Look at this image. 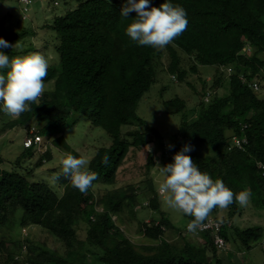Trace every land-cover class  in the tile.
Segmentation results:
<instances>
[{
    "label": "trees",
    "instance_id": "obj_1",
    "mask_svg": "<svg viewBox=\"0 0 264 264\" xmlns=\"http://www.w3.org/2000/svg\"><path fill=\"white\" fill-rule=\"evenodd\" d=\"M9 1L0 0V8L10 6ZM84 1L81 0L75 11L67 12V16L79 28V20L82 18L84 22L87 17L96 19L100 28L93 36L89 31L82 34L84 41L76 48H51L56 59L51 57L47 61L49 67L44 84L51 82L52 88L45 89L38 101L29 105L32 110L22 113L17 121H9L7 125L22 126L34 121L39 133L50 137L70 127L76 118H86L102 129L111 143L109 147L97 149L88 163L87 169L97 173L98 179L93 181L86 194L72 188L63 177L52 187L43 181H30L32 175L19 173L16 169L6 171L0 168V229L12 232L16 225L20 229L37 226L59 240L65 248L63 254L45 247L27 248L29 241L26 239V244L21 241L16 250L14 242L1 238L0 264H225L217 256L210 233L200 236L202 245L187 241L181 232L179 242H176L178 239L166 241L164 232L175 225L165 217V212L160 211L155 183L150 177L156 163L150 154L146 156L145 180L148 189L145 192L134 185L114 188L115 178L131 149L141 150L153 144L162 151L160 163L166 165L173 162L172 157L183 146L191 145L193 150L185 155L192 158L202 173L209 174L213 181L222 180L234 194L249 189L251 204L257 203L259 206L253 205L256 209L264 206L262 179L257 167L259 162L264 164V99L256 98L239 80V74L247 79L260 72L264 74V0H167L185 9L188 25H192L191 32L196 37L191 46L202 62L226 64L235 59L237 63V75L228 86L227 103L200 109L199 117L190 123L181 120L168 157L164 156L167 151L160 131L137 113L138 102L150 91L154 80L147 75L146 86L140 88L115 80L106 84L100 72L102 62L115 55L112 46L117 38L121 42L119 49L133 56L132 46L124 40L127 22L120 16L121 0ZM164 2L150 0L151 6L157 8ZM135 17L136 13L130 16L128 25ZM20 31L16 32L9 24L5 28L0 19V38L10 45L8 48L0 47V52L10 59L19 55L15 48L16 44H21L19 39L31 33ZM186 36L187 33L181 44L187 51L189 49L184 47ZM247 44L251 46V52L247 56L242 55L240 51ZM42 45L46 50L48 44ZM34 46V43L28 44L25 53H35L30 49ZM210 48L213 51L209 53L207 49L212 50ZM135 51L137 53L138 48L135 47ZM145 53L142 51L140 55ZM150 56L155 57L156 53L152 50ZM176 62H179L178 57ZM7 71L0 70V74ZM166 108H177V103L173 102ZM3 114L0 111V118ZM243 125L246 128L242 130ZM130 127L133 129H128ZM124 128L128 130L123 131ZM227 133L246 135L249 143L245 150L224 151L229 136ZM54 143L63 146L61 140ZM49 150L36 162L35 168L40 167L44 157L50 161ZM31 151L34 149H28L17 157L21 165L24 163L22 160L31 158ZM105 155L109 158L106 165L102 163ZM74 156L77 154L74 153ZM2 163L0 157V165ZM60 184L62 191L58 188ZM95 184L103 185L105 191L96 196L93 192ZM256 190L261 197L257 196ZM95 200L102 208L101 212L96 210ZM145 200L148 201V208L159 212V220L158 223L152 220L150 225L144 223L143 235L150 242L158 243L139 246L122 233L113 216L119 223H123L127 215L135 217L134 210L144 205ZM239 206L234 200L228 207L240 210ZM80 224L86 225L84 239L77 234ZM221 235L228 242L233 234L226 228L222 229ZM261 237L256 229L239 234L242 247L246 250H250L252 242ZM22 246H26V252L21 253ZM208 248L211 250L209 253Z\"/></svg>",
    "mask_w": 264,
    "mask_h": 264
},
{
    "label": "clouds",
    "instance_id": "obj_2",
    "mask_svg": "<svg viewBox=\"0 0 264 264\" xmlns=\"http://www.w3.org/2000/svg\"><path fill=\"white\" fill-rule=\"evenodd\" d=\"M35 1H45L47 4L46 11L52 13L60 8L61 5L59 6V4L62 3L61 0ZM67 1L68 0L63 1V6L66 7V10L61 14L52 15V13H48L51 15L37 17L29 14V7L33 4V0H11L10 8L12 7V10L16 8L15 10L18 13L15 24H21L22 26H20L21 28L19 27L16 32H21L20 30L23 32L30 31L31 33L22 38L25 39L26 37H30L34 41V44H36V42L48 44L50 45V49L56 48L58 50L60 47L76 48L80 46L85 38H82V34H86L89 31L90 35L93 36L100 28V25L96 19L90 20L87 17L84 22L81 18V20H79L81 28L77 27L75 22H71V18L67 16V12L70 13L75 11L79 7L81 0H73L75 7H68ZM13 2H15L17 6L12 4ZM84 2L86 3L87 0ZM119 11L120 16L127 22V27L124 29V40L132 46L133 56L119 49L118 46L121 42L117 38L115 45L112 46L115 48V55L102 62L100 72L106 84L109 80H115L140 88L146 86V76L149 75L150 80H154L150 85L151 91V88L157 84V82H160L157 86L156 95L159 100V105L163 107L162 113L173 114L177 118L176 122L178 123L175 136L171 141L167 140V138L162 135L166 147L165 151H167L164 156L168 157L169 148L172 147L170 144L177 136L181 120L190 123L199 117L200 109H209L227 103L228 86L237 75L236 60L233 59L226 64L202 62L198 53L193 51L191 46L196 40L194 33L191 32L192 25H188L187 13L185 9L179 5H174L165 0V2L157 8L151 6L150 0H121ZM134 13H136V17L132 19V22L128 25L130 16ZM27 21L28 24L25 23ZM71 24L75 28L70 26ZM78 29H81V31ZM186 33L187 36L184 47L189 49L187 51L181 44ZM186 43H188V47H186ZM0 47L8 48L10 45L7 41L0 38ZM135 47L138 48L137 53ZM251 49V46L247 44L240 53H244L247 56L251 52ZM31 50L33 51L34 49ZM152 50L156 53L155 57L150 56ZM142 51L146 53L140 55ZM207 51L210 53L213 49H207ZM23 53L26 55L25 57L10 59L9 56L0 52V70L8 69L6 74H0V111L14 117H19L22 113L32 110L29 105L37 102L38 98L43 94L45 88L44 80L48 74L49 67L47 60L41 54H30L29 52L25 53V51H23ZM53 55L55 56L54 53ZM176 57L179 58L178 63L176 62ZM242 70L243 73H245V65H243ZM259 75H262V72H260ZM160 76H165L170 82L169 84L175 87V90L171 92L170 87L163 84V80ZM256 77H258V74L250 79L239 74L241 84L246 86L256 98L262 100L264 98H259L256 95L261 87ZM150 91L142 96L141 100L138 102V106L142 100H149ZM168 93L170 96L164 99L163 96ZM184 93L188 94L189 97L181 98V95ZM190 100L194 101L195 106L187 109V102ZM173 102L177 103V108L167 109L166 107ZM162 103H164V105ZM156 122L155 117L154 123ZM148 123L151 124V122ZM154 123L151 125H154ZM245 128L246 125L241 127L242 130ZM68 129L67 127L65 130ZM157 129L160 131L159 128ZM65 130L56 133L57 137L53 138V142L61 140V136L64 134ZM169 132L170 129L166 131L167 134ZM227 134L229 135V133ZM34 135L40 136L39 143H34L30 147H25L24 141L26 138L33 137ZM52 135L50 137H52ZM50 137L41 135L39 131L36 132L35 127H32L28 130L27 136L23 140L24 147L22 148L25 149V151L34 149V151L37 150L38 152L46 149L47 152V144L51 139ZM248 143L246 135L243 134L240 136L230 134L223 150L226 152L244 151ZM149 145L146 146V151L155 160L156 164L154 167L158 170L160 176L163 177L162 181L159 183V193L156 192L157 195L162 197H160V199H163L164 204L169 209L182 214V216L185 215L193 218L188 219L183 228H185L188 233L195 234L194 236L196 238H200L202 234L210 233L212 243L213 235L211 231L197 232V229L202 227L207 219L213 218L221 222L220 235L222 229L228 228L231 232L233 223L226 220L223 222L220 218L215 216L212 210L215 208L226 209L235 200V202L242 207L240 210L233 209L238 214L246 209L244 207L251 204V191L245 189L234 194L233 191L225 186L222 180L216 179L213 181L209 174L202 173L194 164L192 158L189 155H185V153L193 150L191 145L183 146L181 150L172 157L173 162L166 165L162 163L164 166L159 165L162 160L161 158H163L162 151L157 149L153 144ZM66 148L69 149L70 147L67 146ZM45 153L38 154L42 156ZM42 160L44 161L43 158ZM108 161L109 158L105 155L102 159V163L106 165ZM87 164L88 161L82 157L76 158L71 154L62 156L60 159V172L53 174L49 180L51 183L56 184L61 177H63L72 188L79 190L82 194H86L88 189L92 186L93 181L98 179V174L89 171L86 167ZM257 167L262 179L261 195L264 196V164L259 162L257 163ZM160 199L159 202L161 204ZM145 201L144 205L147 206L148 201ZM94 205L97 211H102L100 206L96 203H94ZM210 213H212V215H210ZM29 227L31 226L21 228V235L26 236ZM162 228L165 227L162 226ZM224 240L227 247L228 242L225 238ZM213 246L216 248L214 243ZM228 248H225V250L216 249L221 252H226ZM26 250V246L21 247V253L26 252Z\"/></svg>",
    "mask_w": 264,
    "mask_h": 264
},
{
    "label": "rangeland",
    "instance_id": "obj_3",
    "mask_svg": "<svg viewBox=\"0 0 264 264\" xmlns=\"http://www.w3.org/2000/svg\"><path fill=\"white\" fill-rule=\"evenodd\" d=\"M11 1V0H10ZM9 1V3H10ZM63 1L61 0L60 8L54 11V13L50 11H46L47 4L45 1L38 2L33 0V4L29 7V14L34 15L37 17H41L43 15L50 16L53 14H61L66 10V7L63 6ZM66 3H68V7H75V4L73 3V0H68ZM12 4L16 5L15 2ZM12 10L10 6H2L0 8V16L3 14V16L0 17L3 21V25L5 28H7V25L12 26L13 30H18L21 24H15L18 13L15 10ZM11 16V18H10ZM28 24V21L25 22ZM33 25V24H32ZM11 29V28H10ZM19 42L21 44H16L15 48L17 47L19 55H16L15 57H25L26 55L23 53L25 51V47H28V44L33 43L34 41L30 37H26L25 39L20 38ZM24 44L25 46H22ZM39 44V45H37ZM46 47V46H45ZM33 51H36L35 53L41 54L47 61L51 59V57L55 58V56L52 54V51L50 49V45L46 47V50H43V45L39 42H36ZM17 53V54H18ZM28 56V54H27ZM57 62V61H56ZM160 78L163 80V84L168 85L171 89V92L175 90V87L167 80L165 76H160ZM257 80L260 82V90L256 93L257 97L264 98V78L263 73L262 75H258L256 77ZM160 82H157L150 91L149 100L144 101L142 100L139 103L137 113L147 120L148 122L154 123V118L156 117V123L154 125L160 129V133L167 138V140L171 141L176 133V127H177V118L173 114H166L163 112V107L159 105V100L156 95L157 86ZM52 88V83H46L45 89L50 90ZM185 95V96H182ZM181 98L189 97L188 94H182ZM170 95L165 94L163 97L164 99L168 98ZM40 98V97H39ZM195 106V103L193 100H190L187 102V109L192 108ZM84 118V117H83ZM86 119V118H85ZM82 118H76V121L74 124L70 125L68 127V130L64 131V134L61 136L62 145H55L53 144V138L57 137V134H53L52 137H50V141L47 144V149H50V161L46 160L45 157L43 160H41L42 164L40 167H34L36 162L41 159L47 152L46 149H43L41 152H38L37 150L31 151V158L25 160H22L23 165L18 162L17 157L20 155H23L26 153L25 149H23V140L27 136L28 130L32 127H35L36 132L39 131L38 126L36 125V122L31 121L28 124L19 126H8L7 123L9 121H17L18 117L10 116L3 114L0 118V157L3 160V163L0 165V168L6 171H14L16 169L19 173L32 175L33 178H29L30 181H43L45 183H48L52 187L55 186V184L51 183L49 178L55 174L60 172L61 165H60V159L62 156H65L67 154H71L74 156V153L77 154L80 158H84L88 161L93 157L95 152L100 147H108L110 145L111 139L110 137L100 128L95 127L94 125L90 124L87 120ZM160 124V125H159ZM171 125V128H170ZM128 129H133V127H130ZM127 128H124L123 131H127ZM170 129V132L167 134L166 131ZM69 146L70 148H66ZM150 146V145H149ZM45 153L44 155H40ZM146 147L141 150H134L131 149L128 155L126 156L122 166L119 168V170L116 173L114 188L119 187H127L129 185L137 186L138 190L140 191H146L148 189L146 185V176H145V167H146V156H147ZM36 154V155H35ZM77 158V156H74ZM160 166H164L163 164H159ZM88 164L86 165V167ZM150 177H152L154 183H155V189L156 192H158V186L159 183L162 181L163 177L160 176L158 170L153 166L152 171L150 173ZM60 181V180H59ZM61 182V181H60ZM58 188L62 191V185L60 184ZM105 191V187L101 184H97L93 187L94 194L100 195ZM257 193V190H256ZM258 197H261L260 194L257 193ZM160 195L158 198L160 199ZM162 198V197H161ZM97 200V197H95ZM95 200V203H96ZM161 200L160 204V211L165 212V217L172 222L171 224H174L175 227L168 228L165 231V228H162L164 230V237L166 238V241L171 240H177L180 232L181 235H184L187 239V241H190L192 243H197L202 245L201 238H196L193 234H190L187 232V230L184 227L185 222L191 218L190 216H182V214L174 212L173 210L169 209L163 202V199ZM254 206H259L257 203L253 204ZM252 204H248V206L244 207L246 209L241 211V214L238 215L236 211L230 210L229 207L226 209H219L215 208L212 210V212L220 218L223 222L230 221L233 223L232 229H231V237L229 236L228 243L229 245L226 247L229 249L228 252H221L216 251L217 256L221 259H223V262L225 264H264V206L261 209H256ZM97 207V206H96ZM239 208H242L239 206ZM234 211V212H233ZM159 212L158 211H152V209L148 208L146 205H143L141 207H137L134 210L135 217H131L129 215L126 216V220L124 218L123 223H119L116 220V217H113V220L117 223L119 229L122 231V233L130 239L133 243L139 246H143L146 244H157L158 242H150L147 240L143 235V224L150 225L152 223V220H155V223H158L157 220H159ZM212 215V213H210ZM209 215V216H210ZM18 227V225H16ZM14 228L12 232L5 231L0 229V239L4 238L9 241L14 242L15 249H18L19 244H21V241H24L26 244V239L29 241L26 245L27 248L30 247H45L47 249H50L51 251L63 254L65 251L64 246L62 243L57 240L55 237L50 235L47 231L44 229L37 227V226H31L27 230V235L23 236L21 235V229L20 228ZM237 229V232L235 230ZM249 229H256L258 233L262 234V237L257 240V242H252L251 246L252 248L250 250L244 249L242 247V243L239 238L240 233H245ZM77 234L80 238L84 239L86 234V225L80 224V227L77 228ZM235 235V236H234ZM182 237V236H181ZM180 239H178L176 242H179ZM211 252V250L208 248V253ZM230 254V255H228ZM94 259V258H92ZM91 261V259H89ZM90 261H88L90 263ZM93 264V263H92Z\"/></svg>",
    "mask_w": 264,
    "mask_h": 264
},
{
    "label": "built area",
    "instance_id": "obj_4",
    "mask_svg": "<svg viewBox=\"0 0 264 264\" xmlns=\"http://www.w3.org/2000/svg\"><path fill=\"white\" fill-rule=\"evenodd\" d=\"M40 136L34 135L33 137L26 138L24 141L25 147H30L34 143H39ZM221 222L219 220L209 218L204 223L203 226L197 229V232H203V231H211L213 235V243L216 246V248L220 250H225L226 243L224 238L220 235L221 231Z\"/></svg>",
    "mask_w": 264,
    "mask_h": 264
},
{
    "label": "crops",
    "instance_id": "obj_5",
    "mask_svg": "<svg viewBox=\"0 0 264 264\" xmlns=\"http://www.w3.org/2000/svg\"><path fill=\"white\" fill-rule=\"evenodd\" d=\"M228 245H229V243H228ZM229 250V249H228Z\"/></svg>",
    "mask_w": 264,
    "mask_h": 264
}]
</instances>
